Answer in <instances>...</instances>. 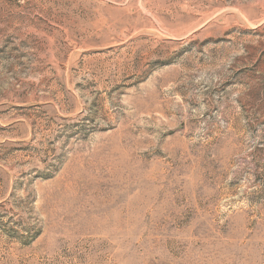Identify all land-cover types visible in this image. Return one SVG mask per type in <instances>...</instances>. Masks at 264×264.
Wrapping results in <instances>:
<instances>
[{"label":"rangeland","instance_id":"374dc122","mask_svg":"<svg viewBox=\"0 0 264 264\" xmlns=\"http://www.w3.org/2000/svg\"><path fill=\"white\" fill-rule=\"evenodd\" d=\"M0 264H264V0H0Z\"/></svg>","mask_w":264,"mask_h":264}]
</instances>
